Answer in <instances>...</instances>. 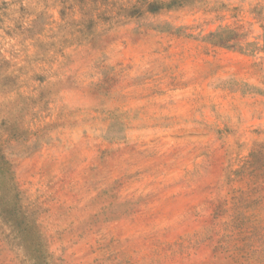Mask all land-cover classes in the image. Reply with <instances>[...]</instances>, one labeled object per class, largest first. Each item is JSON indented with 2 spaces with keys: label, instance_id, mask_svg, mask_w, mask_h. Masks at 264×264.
<instances>
[{
  "label": "rangeland",
  "instance_id": "1",
  "mask_svg": "<svg viewBox=\"0 0 264 264\" xmlns=\"http://www.w3.org/2000/svg\"><path fill=\"white\" fill-rule=\"evenodd\" d=\"M0 264H264V0H0Z\"/></svg>",
  "mask_w": 264,
  "mask_h": 264
},
{
  "label": "trees",
  "instance_id": "2",
  "mask_svg": "<svg viewBox=\"0 0 264 264\" xmlns=\"http://www.w3.org/2000/svg\"><path fill=\"white\" fill-rule=\"evenodd\" d=\"M0 163L2 164V170H4L1 174H2V177L4 176L3 174L5 173H8V171L5 169L6 166L9 164L6 159H5V156L4 155H0Z\"/></svg>",
  "mask_w": 264,
  "mask_h": 264
}]
</instances>
